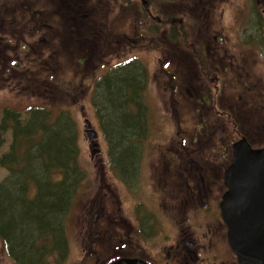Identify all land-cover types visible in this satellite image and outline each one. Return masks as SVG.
<instances>
[{
	"label": "rangeland",
	"instance_id": "rangeland-1",
	"mask_svg": "<svg viewBox=\"0 0 264 264\" xmlns=\"http://www.w3.org/2000/svg\"><path fill=\"white\" fill-rule=\"evenodd\" d=\"M32 1L34 0H0V5L10 6H0V111L9 108L22 112L29 107H44L54 114L51 113L50 117H54L60 110H65L66 113L57 118L61 123L64 122L63 125L71 121V118L74 121V143L77 145L78 164L83 173L75 187L72 206L64 214L66 252L59 263L52 264H108L110 259L120 254H124L121 257L142 261L143 258L157 259L161 249L163 253L172 251L167 246L174 240V231L180 217L174 218L168 210V204L172 197L184 191L182 184L171 185L175 181L179 182L175 177L174 180L168 178L167 186H163L162 160L168 161L169 153L175 146L179 148L182 161L191 158L198 160L202 157L206 161L217 162L224 152L217 134L221 132V127L223 130L227 127L223 109L226 106L216 99V82L213 81L214 78L206 75L201 62L195 65L192 57L187 54L181 59L178 58L175 68L180 73V89L187 85L190 79L184 72L187 66L194 73V77L196 72L200 74L204 71L202 81H205L204 84L212 94L209 95L212 97V103L207 98L208 92L202 90L201 94L194 98V95L189 96L192 90L190 89L184 91L183 99L180 98L183 104L177 110V106L170 100L168 74L160 68L161 62L169 58L168 47L161 46L164 49L161 52H146L147 54L140 58L145 68L141 62L136 64L142 76L138 77L141 80L140 89L144 88L140 95L146 109L145 128L133 147L137 154L132 164L126 152L114 150L120 142L113 144L108 141L104 125L108 126L109 118L106 114L101 116L96 112L97 109L100 113L104 112L103 101L100 98L99 103L93 100L96 87H101L96 80L102 72L98 67L101 64L100 54L95 49L81 65L77 60L83 54L78 45L57 35L52 41L55 54L41 55L44 44L36 37L45 36L46 32H38L32 36V33H35L32 30L33 25L27 20L35 10H31ZM250 1L245 3L244 0H226L221 5L223 8L221 16L218 13L217 23L227 26L228 34L226 30L222 35L226 34L228 45L234 47L236 52L238 48L241 49V52H238L239 60L245 62L249 75L259 80V75H264V69L253 52L254 49H262L264 52V19L254 9H251L249 16L248 12L244 11V8L248 11V5L254 2ZM40 2L42 5L39 6V11L45 12L46 15L49 7L47 0ZM243 5L244 7H240ZM159 6L156 3V12L161 13L164 9ZM234 8H239L238 18L234 16ZM168 13L163 14V17L166 18ZM22 14L28 22L21 19ZM14 17L19 20L17 23L13 21ZM257 18L260 33L257 29ZM113 20L120 19H112V22ZM151 22L154 23L152 19ZM119 23L117 29L106 27L107 32H130L131 24H123L121 21ZM165 23L164 21V26ZM54 28L63 30L58 21L54 23ZM214 35L211 31L206 36L205 43L212 42L211 37ZM104 42L106 41L102 40L100 43V53L103 55L102 60L109 63L111 52L108 48H101ZM241 43L246 44L243 46ZM51 73L53 77L49 75ZM215 73L217 74V70ZM146 79L149 81L148 85ZM232 88L233 84L221 87V91H225L221 98L234 104L239 93L231 91ZM99 90L101 92V88ZM202 97L204 102H209L208 105L202 102ZM108 116H111L109 112ZM111 119L118 121L112 116ZM51 120L52 118H49V122L44 124L46 132L50 131L48 124ZM258 125L260 133L252 136L256 137V144L264 142V122L263 125ZM86 129L94 130L96 138L91 140ZM39 130L41 129L37 128L36 132L39 133ZM181 137L183 143H180ZM11 142L12 135L9 130L0 132V158L8 152ZM166 149L168 150L165 151ZM22 158L34 168L38 164L34 154L26 153ZM174 159L179 161L178 158ZM116 162H122L124 169L119 170ZM6 176V170L0 166V181ZM9 189L11 190L10 187ZM27 196L33 197V192H27ZM194 213L196 211L192 215L188 214L183 219L184 223L188 219L195 225L207 221L203 214ZM227 243L226 239L223 243L213 239L212 246L219 247L211 250L219 254L216 264H234L236 255ZM34 255L33 252L29 255L32 262ZM29 261H26L27 264H30ZM0 264H15L13 259L6 255L1 239Z\"/></svg>",
	"mask_w": 264,
	"mask_h": 264
},
{
	"label": "flooded vegetation",
	"instance_id": "flooded-vegetation-1",
	"mask_svg": "<svg viewBox=\"0 0 264 264\" xmlns=\"http://www.w3.org/2000/svg\"><path fill=\"white\" fill-rule=\"evenodd\" d=\"M225 1L47 0V5H49L47 17L44 15L45 12L39 11V6L42 5L40 0H34L31 3V10H35L27 20H30L33 25L32 30L35 33H32V36L38 32H46L45 36L36 37L39 42L44 44L41 55L45 53L53 56L55 54L56 50L54 44L52 48V41L57 35H60L62 39H67L78 45L83 54L77 60L81 65L86 62V57L96 49L101 58V64L98 67L99 70H102L100 73L102 75L134 62H141L140 58H143V55L147 54L146 52L150 50L161 52L164 50L161 46H166L169 58H165L161 62L160 68L162 72L168 74L170 100L174 106H177V110L183 104L180 98L183 99L185 90L192 89L189 96L194 95V98L204 90L208 92L209 102L212 99L209 96L212 95L211 92L204 84L205 81H202L204 71H201L200 74L196 72L194 77V73L187 66L184 72L186 77L190 76V79L187 85L180 89V73L175 68L178 58L181 59L185 57L184 54H187L192 57L195 65L201 62L205 67L206 75L209 78H214L213 81L216 82L215 96L226 106L223 109L227 121V127L224 130L221 127V132L217 134L224 148L221 160L218 157L217 162H210L201 157L198 160L191 158L182 161L177 146L175 149H171L168 161L162 160L163 186H167L168 178L175 177L179 182L175 181L171 185L182 184L184 191L172 197L168 204V210L174 218L180 217L174 231L176 233L174 240L167 246L172 251L163 253L161 249L156 256L157 259L143 258L147 264H216L219 254L211 250L219 247H217L218 245L212 246L213 239L221 243L226 239L227 243L226 225L221 217L220 202L226 191L224 172L232 160L233 143L240 138H245L252 148L264 147V142L256 144L255 142H258L256 137H252L260 133L258 124L263 125L264 122V75H259V80L257 77L252 78L245 62L238 58L241 49L238 48L239 53L236 52L234 47L231 48L228 45L226 34L222 35L227 30V26L217 23V17L218 13L221 16L223 8L221 5ZM244 2L246 3L248 0H244ZM156 3L164 9L163 12H156ZM263 4V0L259 2L254 0L252 4L248 5V11L245 8L244 11L248 12L249 16L251 9H254L264 19ZM0 6L1 8L10 7L4 4ZM240 7H244V5ZM167 13L168 16L164 18L163 14ZM233 13L238 18L239 8H234ZM25 17L24 14L21 15V19L27 21ZM14 18L13 21L17 23L19 20ZM116 18H119L123 24H131L130 32H107L106 27L119 28L118 20L112 22V19ZM151 19L154 23L151 22ZM163 20L166 22L165 26ZM257 20V29L260 33L259 19L257 18ZM57 21L63 30L54 28V23ZM262 27L261 23V29ZM211 31L215 35L211 37L212 42L206 44V36ZM233 38L236 39L235 36ZM102 40H105L108 45L106 46L107 43L104 42L101 48H108L107 50L111 52L109 63L102 60L103 55L100 53ZM248 42L250 43V41ZM245 44L241 43L243 46ZM255 45L252 44V46ZM253 53L258 57L264 69L263 50L255 51L254 49ZM114 58L116 60H112ZM142 65L145 68V64L142 63ZM184 72H182V76H184ZM148 83L149 81L146 79V85ZM220 84L222 88L233 84L231 91L239 93L234 104L221 98L225 91H221ZM202 102L207 105L209 103L204 102V97H202ZM173 116L178 119L176 114ZM180 143H183L182 137ZM174 157L179 161H175ZM194 211H196L194 214H203L207 221L195 225L191 219H188L184 223L183 219L188 214L192 215ZM2 246L4 248L3 241ZM122 255L124 254L119 256ZM234 258V264H239L235 256Z\"/></svg>",
	"mask_w": 264,
	"mask_h": 264
},
{
	"label": "trees",
	"instance_id": "trees-1",
	"mask_svg": "<svg viewBox=\"0 0 264 264\" xmlns=\"http://www.w3.org/2000/svg\"><path fill=\"white\" fill-rule=\"evenodd\" d=\"M136 64L100 75L96 80L101 87H96L93 99L96 103L99 98L103 101V114L97 108L96 112L109 118L108 126L104 125L108 141L120 142L114 150L126 152L132 164L137 154L133 147L144 132L146 119L140 95L144 89H140L142 76ZM108 112L118 121L114 122ZM51 113L44 107L0 111V132L9 130L12 135L8 152L0 158V166L7 172L0 181V239L16 264H27L28 260L30 264L59 263L67 249L64 214L72 206L83 172L74 143V121L71 118L63 125L57 119L65 110L54 117ZM49 118L50 131L46 132L44 124ZM37 128L42 131L36 132ZM26 153L37 157L35 168L22 158ZM117 166L124 169L122 162H116ZM27 192H33V197L29 198ZM31 252L34 262L29 257Z\"/></svg>",
	"mask_w": 264,
	"mask_h": 264
},
{
	"label": "water",
	"instance_id": "water-1",
	"mask_svg": "<svg viewBox=\"0 0 264 264\" xmlns=\"http://www.w3.org/2000/svg\"><path fill=\"white\" fill-rule=\"evenodd\" d=\"M90 139L94 130L86 129ZM224 172L227 188L220 202L227 242L239 264H264V148H251L245 138L233 143ZM109 264H147L122 257Z\"/></svg>",
	"mask_w": 264,
	"mask_h": 264
}]
</instances>
